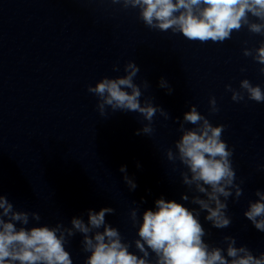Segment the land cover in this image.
Returning a JSON list of instances; mask_svg holds the SVG:
<instances>
[{"label":"clouds","instance_id":"9594fccd","mask_svg":"<svg viewBox=\"0 0 264 264\" xmlns=\"http://www.w3.org/2000/svg\"><path fill=\"white\" fill-rule=\"evenodd\" d=\"M93 2V0H86ZM109 2L122 9L138 10V19L152 30L181 33L189 41L200 43H223L232 38V33L247 28L248 32L264 36V0H97ZM247 41H245V44ZM245 57H251L259 64V72L264 74V41L258 47L243 49ZM113 71L119 72L118 64ZM124 75L115 78L107 76L88 85L87 91L98 98L97 110L101 117L107 118L109 111L138 113L143 117L142 128L136 135L151 137L155 129L154 117L157 113L165 120L170 119L167 111L153 103V98L141 100L150 85L147 80L135 82L139 66L129 60L123 67ZM244 71V69H241ZM159 87L173 92L169 82L161 77ZM231 92L234 102L245 100L264 103V90L253 85L248 79L239 83V89L225 85ZM217 100L209 98V114L219 112ZM179 123V139L172 148L166 150V157L174 165L178 161L183 168L179 174L187 191L181 200L198 207L188 208L184 203L155 200L154 209H146L138 218L139 208L129 210L133 227L138 226L134 246L141 255L129 249L132 243L124 242L116 227L106 221V215L115 214L111 207L99 211L89 209L87 222L80 217L71 219V227L57 223L54 227L39 225L41 216L37 212L18 211L9 200L0 195V264H73L71 254L65 250L69 238L77 233L82 235V250L90 253L85 264H264V253L253 255L245 245L237 247L233 236H224L226 248L210 246L204 237L210 235L200 222L204 219L216 229L231 225L227 214L228 199L238 201L243 195L240 183L232 164L233 149L222 139L226 125H213L202 115L195 105L185 112ZM190 124L194 127L186 128ZM137 167H140L137 164ZM264 171V165L259 166ZM124 173V182L129 190L137 184L127 175L126 166L119 169ZM255 201H249L244 216L260 232H264V191L257 190ZM143 202V198H142ZM135 203V202H133ZM31 221L38 226L28 227ZM102 229V230H101ZM154 256V259L152 258Z\"/></svg>","mask_w":264,"mask_h":264}]
</instances>
